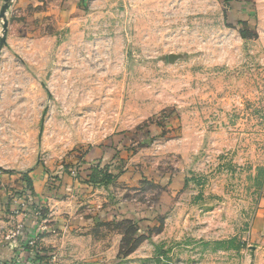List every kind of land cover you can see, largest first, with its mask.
<instances>
[{
  "label": "rangeland",
  "instance_id": "obj_1",
  "mask_svg": "<svg viewBox=\"0 0 264 264\" xmlns=\"http://www.w3.org/2000/svg\"><path fill=\"white\" fill-rule=\"evenodd\" d=\"M233 1L0 0V262L35 207L43 264H253L264 0Z\"/></svg>",
  "mask_w": 264,
  "mask_h": 264
},
{
  "label": "crops",
  "instance_id": "obj_2",
  "mask_svg": "<svg viewBox=\"0 0 264 264\" xmlns=\"http://www.w3.org/2000/svg\"><path fill=\"white\" fill-rule=\"evenodd\" d=\"M20 5L22 7L28 6V5H34L35 0H19ZM233 3H237L240 4L242 6L241 10L244 12L245 8L248 3L247 2H237V0H234L231 5H233V13H238V7L237 5L233 4ZM240 12V10H239ZM42 191V189H40V192ZM43 192V191H42ZM27 191H25L24 196L26 195ZM23 197V196H22ZM34 203H37V201L34 199V197L32 198ZM27 200V198H26ZM24 201H18V205L21 203V205L23 204ZM42 201H38V203H41ZM31 204V203H30ZM12 207L15 206L11 205ZM17 206V204H16ZM34 212V213H33ZM29 215H25L23 217V225L24 227L22 228V232L23 234L26 235V238H37L38 235H40L38 233L39 228L42 226V221H39L40 217H36V215L38 214V211L35 210V207L33 208V210H29L28 211ZM34 214V215H33ZM24 215V213H23ZM20 218L21 215H18ZM31 216L34 217L35 220H33L31 218ZM30 225V226H29ZM249 237H251V240L256 241L255 243V247L253 248V250L251 251L253 254V264H264V200L263 202L260 204V206L257 209L256 214L254 215V218L252 220V223L250 225L249 228ZM9 250H8V255L5 256L6 259L8 258V256L10 257L11 255H13L14 253L17 252V248H15V245L11 242L9 245ZM37 249V248H35Z\"/></svg>",
  "mask_w": 264,
  "mask_h": 264
},
{
  "label": "built area",
  "instance_id": "obj_3",
  "mask_svg": "<svg viewBox=\"0 0 264 264\" xmlns=\"http://www.w3.org/2000/svg\"><path fill=\"white\" fill-rule=\"evenodd\" d=\"M22 228V224H18L15 231H13L9 236L20 237V240L22 241L21 244L18 245L17 241H15V243H17V252L11 255L8 260L0 262V264H43L39 258L41 253L37 249L33 248L36 238H26V235L22 232ZM41 228L42 227L39 229Z\"/></svg>",
  "mask_w": 264,
  "mask_h": 264
},
{
  "label": "water",
  "instance_id": "obj_4",
  "mask_svg": "<svg viewBox=\"0 0 264 264\" xmlns=\"http://www.w3.org/2000/svg\"><path fill=\"white\" fill-rule=\"evenodd\" d=\"M4 7L1 9V15H3V13H4Z\"/></svg>",
  "mask_w": 264,
  "mask_h": 264
},
{
  "label": "trees",
  "instance_id": "obj_5",
  "mask_svg": "<svg viewBox=\"0 0 264 264\" xmlns=\"http://www.w3.org/2000/svg\"><path fill=\"white\" fill-rule=\"evenodd\" d=\"M38 251H39V250H38ZM41 256H42V254L39 256V258L42 260V257H41Z\"/></svg>",
  "mask_w": 264,
  "mask_h": 264
}]
</instances>
